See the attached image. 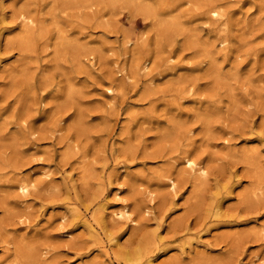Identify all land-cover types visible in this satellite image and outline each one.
<instances>
[{
	"label": "rangeland",
	"instance_id": "1",
	"mask_svg": "<svg viewBox=\"0 0 264 264\" xmlns=\"http://www.w3.org/2000/svg\"><path fill=\"white\" fill-rule=\"evenodd\" d=\"M93 1L0 0V264H28L26 255L107 264L67 210L76 204L94 214L110 177L137 220L131 229L106 219L125 251L155 250L149 208L165 249L154 264H264V0H211L221 21L205 14L210 0L135 1L161 9L160 18ZM21 11L36 23L32 52L16 45ZM162 18L178 25L165 30ZM127 35L135 42L126 47ZM143 57L145 72L137 68ZM185 156L206 169L201 182ZM163 174L175 179L177 198ZM24 178L38 186L28 198L15 189ZM198 237L202 244L180 253Z\"/></svg>",
	"mask_w": 264,
	"mask_h": 264
},
{
	"label": "bare ground",
	"instance_id": "2",
	"mask_svg": "<svg viewBox=\"0 0 264 264\" xmlns=\"http://www.w3.org/2000/svg\"><path fill=\"white\" fill-rule=\"evenodd\" d=\"M100 1L103 2L104 0H100ZM105 1H107L106 3H108L109 5H111L113 2H114L113 5H115L117 2H120L122 4L123 8H129L130 9V7H131V9L134 8V10L139 12V13H142V14L143 13L144 14H146V13L147 14H155L159 18H160L161 14H162V13H160L161 9L159 10L158 8L153 7L152 4H150V5L147 4L145 6H142V5L139 6V4L136 5V2H135L136 0H114V1L113 0H105ZM93 3H94V1L92 2V4ZM104 4H105V2H104ZM121 9H122V7H121ZM18 13L19 14L17 15V18L20 19V22H22V24H24L25 27H23L22 33L21 34L19 33L20 35H18V37H17V39L15 41H16V45L19 47V49L22 50L25 53V52H28L31 49V47L33 45V42L36 40L35 38L37 36H34L33 35L34 33L32 32V30H34L32 27L35 26L36 23L32 19L33 17L31 18V17L27 16V12L23 13L21 11V13L20 12H18ZM205 14L209 15L210 18L214 19L215 21H221L223 19V16H224V13L218 7V5H216V2L214 4V2H212L211 0L208 3L206 2ZM1 22L4 25L5 20H1ZM159 23H160V26L163 29H165V30H171L173 27H176V25H178L176 20H174V18L173 19H167L166 18V20L162 18L159 21ZM1 28H3V27H1ZM158 29H160V28H158ZM186 29H188V28H186ZM36 35H38V34L36 33ZM40 36H42V35H40ZM57 36L59 37V35H57ZM63 36H62V38H63ZM124 39L125 40H123L124 41L123 44L126 47L127 46H131V44H133L135 42L128 35ZM13 40H14V38H13ZM67 42H69V41H67ZM226 42H227L226 38L225 39L223 38V39H221L218 42L217 45L218 46H224ZM208 46L210 47L209 44H208ZM76 48H78V47H76ZM81 50H83V49H81ZM17 51H18V49H17ZM209 51L210 50H208V52ZM29 52H32V51H29ZM209 55H211V53H209ZM165 60L167 62H170V63L174 61L173 57H170V56L167 57ZM149 64H150L149 59H146L145 57H143L142 59L140 58V60L138 59L137 68H138L139 71L145 72V71H147L149 69ZM146 76H149V75L147 74ZM225 77H226V75H225ZM124 78L129 80V76H125L124 75ZM151 80L152 79L150 78V83H152ZM106 91L109 94H111V95L114 92L113 88L111 86L107 87ZM69 148H70L69 150L71 152H73V153L76 152L79 149L78 146L75 143H73V145H70ZM247 153H248L247 156H251L252 155V152L247 151ZM183 165L185 166L187 171H189V173L193 176V178L198 180V182H201V180L206 178V176H207L206 169L203 166H201V164L199 162L194 160V158L192 159V158H190V156H185L183 158ZM119 171L120 172H124L125 168L120 166ZM40 174H41L40 176H42L44 178V180H49V183H50L51 175L49 174V172H43L42 171V173H40ZM84 175L88 176V169H84ZM162 177L165 180L166 187L168 188V190L171 193L172 197L173 198H177L178 195H179V188L177 186V183H176L175 179L173 177H171L170 175H167V174H163ZM108 184H109V186H112V188L108 192V194L104 197V199L100 202V204L98 205L97 210L95 211L94 214H91V215H89L87 217V215H86L87 209H85V208L83 209L79 205H76V204H71L72 207L68 208V210H67V212L71 213L70 224H72V225L79 224L82 228H84L86 230L85 232H87V234H88V236L90 238L98 240V242L100 243L101 254L103 255V258H104V260H105V262L107 264H154L157 259H159L160 257H162L165 254V249L162 246H159V244L162 242V238L160 237V235L158 233V229L160 227V223L158 221L159 219H157V216L155 215V213L151 209L147 208V209H145L143 211L144 216L145 217H150L154 221L155 226H156L155 230H153L154 231L153 236H151V237H153V240H152L151 244H152V246H156L155 250L152 253L150 252L149 247L138 248L136 251H134L132 253H129V252L125 251L124 249H122L123 243L122 242L120 243L121 240L118 239L117 236H114L111 233H109L108 231H106V228H105L106 219H109L115 225H119V227H125V228H131V229H135L136 228L137 220L134 218L135 216H134V214L132 212L131 207L129 206V204L127 202L126 196L122 195V186L120 185V183L117 184L116 181H115V178L110 177L109 181H108ZM258 185H261V183H259ZM258 185L255 188L256 190H258ZM53 186H52V188H53ZM37 187L38 186H37V184L34 181L24 178V179H19L17 181L15 189L24 198H28V197L31 196V193ZM147 197L149 198V202H151V203L154 202V194L152 192H147ZM213 206L214 205L210 206V207H212V209H211L212 216L215 217V218L220 217V212H219V208H218L219 205L218 206H214V207ZM41 216H43V214ZM57 221L61 224L62 227H64V226L66 227L67 225H69L66 213H64V214L61 213V215L57 218ZM258 233L260 235L261 234L264 235V227L260 228L257 231V234ZM60 234L63 235L64 237H66V238H70L71 237V232L68 231V230H62V231H60ZM199 237L197 238V240L196 239H194V240L191 239L190 241L185 242L181 246H179L180 253L181 254L186 253L185 252V248L186 247L190 248V246H192V244L194 242L202 244V243L199 242ZM150 242H151V240H150ZM148 245L149 244H147L146 246H148ZM203 245L206 246L204 243H203ZM149 253H151V254H149ZM44 255H45V252L43 253V256ZM39 256H40V254H39ZM23 259L28 264H49L45 260L44 261H36V260H34L32 255H26V256L23 257ZM142 259H145V260L142 262Z\"/></svg>",
	"mask_w": 264,
	"mask_h": 264
}]
</instances>
